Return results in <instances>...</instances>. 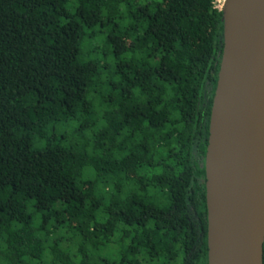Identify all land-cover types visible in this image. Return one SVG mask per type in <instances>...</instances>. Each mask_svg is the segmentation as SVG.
Instances as JSON below:
<instances>
[{
  "label": "trees",
  "instance_id": "1",
  "mask_svg": "<svg viewBox=\"0 0 264 264\" xmlns=\"http://www.w3.org/2000/svg\"><path fill=\"white\" fill-rule=\"evenodd\" d=\"M218 0H0V264H209Z\"/></svg>",
  "mask_w": 264,
  "mask_h": 264
},
{
  "label": "water",
  "instance_id": "2",
  "mask_svg": "<svg viewBox=\"0 0 264 264\" xmlns=\"http://www.w3.org/2000/svg\"><path fill=\"white\" fill-rule=\"evenodd\" d=\"M206 154L209 264H264V0H225Z\"/></svg>",
  "mask_w": 264,
  "mask_h": 264
},
{
  "label": "rangeland",
  "instance_id": "3",
  "mask_svg": "<svg viewBox=\"0 0 264 264\" xmlns=\"http://www.w3.org/2000/svg\"><path fill=\"white\" fill-rule=\"evenodd\" d=\"M224 4H225V0H218L217 1V7L220 9H223Z\"/></svg>",
  "mask_w": 264,
  "mask_h": 264
}]
</instances>
